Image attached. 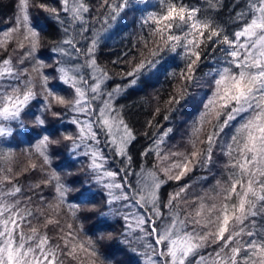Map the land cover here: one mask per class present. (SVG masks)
I'll return each instance as SVG.
<instances>
[{"label": "snow or ice", "instance_id": "snow-or-ice-1", "mask_svg": "<svg viewBox=\"0 0 264 264\" xmlns=\"http://www.w3.org/2000/svg\"><path fill=\"white\" fill-rule=\"evenodd\" d=\"M3 25L0 264H264V0H15ZM154 84L140 133L119 101Z\"/></svg>", "mask_w": 264, "mask_h": 264}, {"label": "trees", "instance_id": "trees-1", "mask_svg": "<svg viewBox=\"0 0 264 264\" xmlns=\"http://www.w3.org/2000/svg\"><path fill=\"white\" fill-rule=\"evenodd\" d=\"M14 4L15 0H0V28L4 26L3 21H5L8 17L13 14ZM124 23L127 24V27H125L124 24L117 25L112 30L109 35V38L102 46L100 53L101 62L110 61L114 59L120 53V51L124 49L125 45L130 44V34L135 30V25L128 18H126ZM161 83H163V77H161ZM166 86L167 85H165V87ZM156 87H160V85L154 84L152 87L146 88L143 92L130 90L127 94V97L122 98L119 101L122 104L132 105L129 114L132 121L135 122V127L140 133L145 130L143 127V122L146 119V113L144 111V107L142 106V98L145 97L148 93L153 90V88ZM182 127L183 126L181 125L180 128ZM15 135L16 134L14 133V136ZM176 138H179L178 134ZM7 143L11 146H16L13 138L11 137L7 139ZM145 143L146 141L141 136L138 142L133 145V154L135 155L138 151L142 150V147L145 145ZM61 159L63 160V158ZM73 167H76V165H73Z\"/></svg>", "mask_w": 264, "mask_h": 264}]
</instances>
